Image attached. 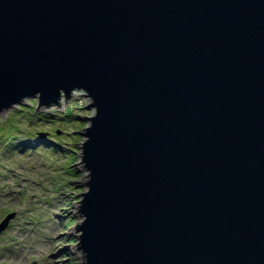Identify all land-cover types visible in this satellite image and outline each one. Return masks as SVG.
I'll return each mask as SVG.
<instances>
[{"label":"water","instance_id":"95a60500","mask_svg":"<svg viewBox=\"0 0 264 264\" xmlns=\"http://www.w3.org/2000/svg\"><path fill=\"white\" fill-rule=\"evenodd\" d=\"M76 90L84 263L264 264V0H0V113Z\"/></svg>","mask_w":264,"mask_h":264},{"label":"rangeland","instance_id":"374dc122","mask_svg":"<svg viewBox=\"0 0 264 264\" xmlns=\"http://www.w3.org/2000/svg\"><path fill=\"white\" fill-rule=\"evenodd\" d=\"M39 103L26 99L0 113V224L16 213L0 235V264H86L76 229L89 181L81 133L90 126L84 116L96 112L83 90L61 98L60 107ZM67 112L73 120L60 119Z\"/></svg>","mask_w":264,"mask_h":264},{"label":"trees","instance_id":"16d2710c","mask_svg":"<svg viewBox=\"0 0 264 264\" xmlns=\"http://www.w3.org/2000/svg\"><path fill=\"white\" fill-rule=\"evenodd\" d=\"M25 110H26L25 108H21L20 112H22V111L24 112ZM23 112H22V113H23ZM28 112H29V111L26 110L24 113H28ZM70 115H71V113H70V112H67L64 116H62L63 118L60 116V119H64V121H65L66 118H67V119H71V118H70ZM42 118H43V119H42ZM47 118H50V117L47 116V115H46L45 117H42V116H41L42 121H49V120H47ZM71 120H73V119H71ZM55 121H56V120H53V121H51V123H54ZM64 121L62 120V122H60V123L65 124ZM65 125H66V124H65ZM54 148H55V147H54ZM54 148H53V149H54Z\"/></svg>","mask_w":264,"mask_h":264},{"label":"bare ground","instance_id":"6f19581e","mask_svg":"<svg viewBox=\"0 0 264 264\" xmlns=\"http://www.w3.org/2000/svg\"><path fill=\"white\" fill-rule=\"evenodd\" d=\"M63 97H65V95H64V94L61 96V98H63ZM59 102H60V100H59Z\"/></svg>","mask_w":264,"mask_h":264}]
</instances>
